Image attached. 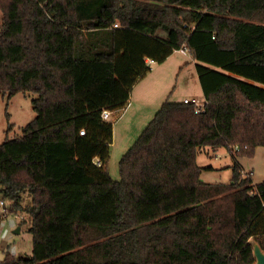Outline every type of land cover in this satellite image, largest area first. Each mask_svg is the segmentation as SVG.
<instances>
[{"label": "trees", "instance_id": "16d2710c", "mask_svg": "<svg viewBox=\"0 0 264 264\" xmlns=\"http://www.w3.org/2000/svg\"><path fill=\"white\" fill-rule=\"evenodd\" d=\"M0 11V92L37 94L35 116L0 143V197L29 216L32 249L0 264H254L264 180L235 163L230 182H204L196 155L264 146V0H0ZM183 46L205 110L166 99L114 179L102 110L124 107L147 60Z\"/></svg>", "mask_w": 264, "mask_h": 264}, {"label": "rangeland", "instance_id": "374dc122", "mask_svg": "<svg viewBox=\"0 0 264 264\" xmlns=\"http://www.w3.org/2000/svg\"><path fill=\"white\" fill-rule=\"evenodd\" d=\"M2 19V13L0 11V29L2 27ZM179 52L182 54H175L162 63L158 62L157 64H151L148 62L150 70L156 66L158 68L156 73H152L154 70H149L147 73L151 72L152 74L149 75L150 77L148 78L156 75L162 77L159 88L161 90L165 89V98H168L169 101H183L184 95H187L186 97L188 98L197 97L203 99L199 80L195 77L197 73L193 64L194 60L191 59V56L187 52ZM183 53L185 55H183ZM157 68L155 69L157 70ZM35 97H37L36 93L26 91L18 92L7 100L0 92V143H2L6 137L12 138L20 135L22 127L35 116V112L32 108V99ZM6 112L9 115L8 119L5 115ZM116 115H118V111L113 112L108 120L112 123L115 122L113 118ZM152 118L153 116L147 123H149ZM8 123L12 124L10 132H7ZM144 128H140L141 130L134 141ZM124 131L122 126H120L119 129L117 127L114 133L116 140H119L118 135H124ZM115 147H110V153L114 151ZM196 162L198 166L201 167L200 179L204 182H230L232 176L231 168L235 163L241 167L244 175H251L252 184L255 185L264 180V146H257L251 157L232 154L227 148L222 146L217 148L210 146L200 147L197 151ZM209 166H212L213 169ZM113 167L115 170L112 175L114 179H118V162ZM3 201L6 207H9L10 201L5 199H3ZM29 203L30 195L25 191L22 193V204L27 205ZM15 214L19 217L15 218ZM29 225L30 218L26 213L11 212L6 215L2 214L0 207V259L4 257L6 252L15 254L16 256H24L31 253L32 241L31 235L28 232ZM17 228H19L18 232H16Z\"/></svg>", "mask_w": 264, "mask_h": 264}, {"label": "crops", "instance_id": "0c3cea01", "mask_svg": "<svg viewBox=\"0 0 264 264\" xmlns=\"http://www.w3.org/2000/svg\"><path fill=\"white\" fill-rule=\"evenodd\" d=\"M175 54H182V53L176 50L171 55H169L164 61L170 59V57ZM183 55L185 54L183 53ZM151 64H157V63L152 61ZM193 64L195 68V63L193 62ZM155 68H157V66L152 68L150 71L154 70L152 73H156V71H158V68L157 70ZM152 73L151 72L147 73L146 75H144V77L139 79L134 84V86L131 89L129 99L127 103L124 105V107L115 111H111L112 113L118 111V115L114 116L113 118L115 122L112 123L113 138H112L111 147H115V145L116 147L114 151H111L110 153L109 164H108L109 172L113 178L114 176L112 175V173L115 170L113 166L117 164L120 157L131 146L137 134L140 132L141 130L140 128L142 127L144 128V126L147 125L146 123L148 122V120L152 116H154V114L161 106V104L166 99H168L165 98V89L161 90L159 88L162 77H159L160 75H156L151 78H148L150 77L149 75H151ZM195 77L198 80V76L196 75ZM145 80L147 81V83ZM140 82L141 84L139 85ZM186 96L187 95H184L183 97L185 98ZM201 96H202V92H201ZM120 126H122L123 130H125L123 133L124 135L122 136L118 135L119 140H116V138L114 137V133L117 130V127L119 129ZM209 167L213 169L212 166Z\"/></svg>", "mask_w": 264, "mask_h": 264}, {"label": "built area", "instance_id": "2783aa9c", "mask_svg": "<svg viewBox=\"0 0 264 264\" xmlns=\"http://www.w3.org/2000/svg\"><path fill=\"white\" fill-rule=\"evenodd\" d=\"M177 51H182V52L184 51V52H187L188 53V49L185 46H183L181 49H178ZM148 62L151 63L152 60H147V63ZM183 102H185V103H192L195 106V111L196 112H203L205 110V103H206V101L204 99H199L197 97H192V98L185 97V98H183ZM111 113H112L111 111H109L107 109H104L101 112V117L103 119H108L110 117ZM79 133L82 135L84 133V130L81 129L79 131ZM235 149L238 150L239 147L237 145H235ZM95 163L96 164H99V161L98 160H95ZM0 207H1L2 214H6L7 215L8 213H10L8 211V208L9 207H6V204L4 203L3 199H1V198H0ZM16 217H19V216H17L15 214V218Z\"/></svg>", "mask_w": 264, "mask_h": 264}, {"label": "water", "instance_id": "95a60500", "mask_svg": "<svg viewBox=\"0 0 264 264\" xmlns=\"http://www.w3.org/2000/svg\"><path fill=\"white\" fill-rule=\"evenodd\" d=\"M19 228L16 229V232H18ZM253 255L255 257L254 264H264V252L260 248L257 242H253Z\"/></svg>", "mask_w": 264, "mask_h": 264}]
</instances>
